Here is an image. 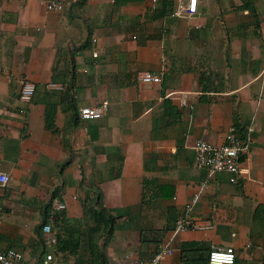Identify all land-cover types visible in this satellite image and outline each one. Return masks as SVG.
I'll return each instance as SVG.
<instances>
[{
  "label": "crops",
  "instance_id": "crops-1",
  "mask_svg": "<svg viewBox=\"0 0 264 264\" xmlns=\"http://www.w3.org/2000/svg\"><path fill=\"white\" fill-rule=\"evenodd\" d=\"M48 1L0 0V249L81 264L36 228L47 216L57 233L55 214L84 223L93 208L115 219L98 241L105 264H147L164 245L158 264H209L224 247L234 264H264V0H196L191 17L173 15L187 0ZM104 101L100 118L77 115ZM231 127L249 140L237 183L193 151ZM188 206L199 227L175 232Z\"/></svg>",
  "mask_w": 264,
  "mask_h": 264
},
{
  "label": "built area",
  "instance_id": "built-area-1",
  "mask_svg": "<svg viewBox=\"0 0 264 264\" xmlns=\"http://www.w3.org/2000/svg\"><path fill=\"white\" fill-rule=\"evenodd\" d=\"M28 1V0H22ZM154 2L156 0H153ZM45 8L50 12H60L65 6V0H50L44 3ZM196 0H187V3L179 2L173 15L178 17H191L196 14ZM137 79L142 82H157L160 80V74H152L149 72H140ZM35 87L30 82H24L20 92L19 100L21 102H30L34 96ZM108 102L104 101L99 105L81 107L77 111V115L81 119L93 120L100 118L106 111ZM248 137L238 135L235 127H231L225 137V143L222 146H214L205 141H197L193 146L195 163L198 168H205L209 172H227L230 176L231 183H237L243 171L239 167L240 156L247 151ZM8 174L0 171V186L4 187L8 184ZM65 204L57 203L54 210L62 211ZM190 206L187 207L184 218L180 219L175 226V232L183 231L188 228H198L189 222L187 214ZM3 220V207L0 204V228ZM42 239L47 247H54L57 239L54 232L51 231L49 225L42 229ZM172 250L164 245L160 247L155 256L147 262V264H158L164 256L172 255ZM235 250L232 247L212 248L207 254L209 264H234ZM54 260L53 255L48 254L43 259L42 264H50ZM0 264H23V255L19 251L8 248L0 249Z\"/></svg>",
  "mask_w": 264,
  "mask_h": 264
},
{
  "label": "trees",
  "instance_id": "trees-1",
  "mask_svg": "<svg viewBox=\"0 0 264 264\" xmlns=\"http://www.w3.org/2000/svg\"><path fill=\"white\" fill-rule=\"evenodd\" d=\"M51 123V114L47 113V125L51 126ZM53 217V225L54 228L57 229V233H55L57 242L54 247H56L55 249L58 255L62 254L63 256V252L67 251L68 254L75 259V263H106V257L100 251L98 241L103 235H105V237L110 235L115 219L104 209L88 208L85 210V218L87 217L85 221L87 220L89 223H85V221L83 223L82 220H63L57 223L62 216H57L55 214ZM46 225H49L51 230H53L52 226L48 224V217L44 216V221L36 228V233L41 242H43L41 231ZM71 247L72 249H69ZM80 251H84V254L82 252L80 253ZM80 258L81 260H79Z\"/></svg>",
  "mask_w": 264,
  "mask_h": 264
},
{
  "label": "bare ground",
  "instance_id": "bare-ground-1",
  "mask_svg": "<svg viewBox=\"0 0 264 264\" xmlns=\"http://www.w3.org/2000/svg\"><path fill=\"white\" fill-rule=\"evenodd\" d=\"M47 226V225H46ZM51 228V227H50ZM52 231V230H51ZM53 232V231H52Z\"/></svg>",
  "mask_w": 264,
  "mask_h": 264
}]
</instances>
